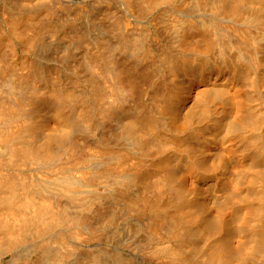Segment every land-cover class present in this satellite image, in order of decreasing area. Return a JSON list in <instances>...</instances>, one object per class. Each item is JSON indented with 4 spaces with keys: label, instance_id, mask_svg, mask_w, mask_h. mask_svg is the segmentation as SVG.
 <instances>
[{
    "label": "rangeland",
    "instance_id": "374dc122",
    "mask_svg": "<svg viewBox=\"0 0 264 264\" xmlns=\"http://www.w3.org/2000/svg\"><path fill=\"white\" fill-rule=\"evenodd\" d=\"M44 1H46V0H32V1L31 0L30 1L29 0H0V23L2 22V27L6 26L5 29L9 28L6 30H8V31L10 30L9 32L7 31V34L8 33L9 34L8 35L6 34L8 37L6 35H5L6 38L4 37L5 42L2 43V46H0V76L2 75V77H3V78L0 77V91H2V92L6 91L5 85H6L7 79L9 81L11 80L10 82H12V81H15L18 77H20V75H22V76L24 75V77L27 76V77H29V78L26 77L27 80L30 79L31 81H34L33 85H32L30 80H29L30 83H28V84L30 87L32 85L33 88H30V87H28V88L30 89V91H33L34 87H35V89L37 88L36 91L38 93H36V92L35 93L38 97H36V96L34 97L35 89L33 91V94L31 92H29L28 89H27V91L29 93L27 91H25L26 93L24 94V97L29 95L27 97H29L30 99L26 97L27 100L28 99L30 101L32 100V102H30L28 100L29 101V103L27 102L28 106H24V110H26V113H28L26 115V117L27 116L29 117V118L27 117V120H29V123L33 126V133L31 134L30 137H28L31 144L33 146L40 145L41 142H43L45 140V138H48L51 135L50 132L53 133V131L57 132L56 135L60 136V137H62V135H64V136L66 135V138L64 139V140H66V142H64V143L60 142L58 144L53 145L54 146L53 149L55 151L56 150L61 151V150L69 149V147L71 145L75 144V145L81 147V149L83 150V152L85 154H88V153L90 154L92 152H94V153L97 152V150H98L97 145H99V143L101 141L106 142V143L110 144L109 146H111V147L108 146L110 149L109 151H112V152H109L110 154L108 153V155L110 157H112V159L107 155L106 162L108 163L107 160L109 158H110L109 160L113 161V158L121 157V163H119L118 166H113L110 163L108 166L110 168H113L114 170H117V172H119L122 179L124 177L128 176L131 173L133 168L135 169L138 167V164L140 162L139 159L143 158L141 155L145 154V152L147 151L145 156L144 155L143 156L145 157L146 161L149 159L147 162L148 166H150L149 164H151V168L148 167V169H147V171L152 175L151 178L155 177L157 179H162L163 177L164 178L166 177V179H165L166 182H164L165 180L164 181L161 180L162 183H160L159 185H150V190L148 192L140 191L139 189L136 190V188H134L133 190L130 191L129 194H127V192H126L120 199L106 198L105 199L106 200L105 206L103 207L105 211L101 212V213H103V215L97 216V218L92 220V222H91L93 224L92 226L98 227V226L105 225L107 227L106 229H113V230L115 228L119 229L118 231L115 230V232L117 231V233L118 234L120 233V234L118 235L117 233H115V235L117 234V236H120L118 238L122 242L120 244L128 243V245H130V247H131V249H130L131 251L128 250V252L125 253L126 255L123 256L124 258H125V256H126V258H127V256H130V258L128 257V259H124L123 257H121V254L118 252L120 250L119 249L120 247L119 248L116 247L117 243H115L114 246L113 245L110 246V245L103 243L102 241L101 242L100 241L99 242L93 241V242H90L89 244H87V246L85 244H83L84 246L82 249L83 250L86 249L85 251H83L80 248L81 247L79 244L80 241L75 240V239H73V240L71 239L69 241L70 246L68 245L71 248V251L73 253L70 252V254H68V255L66 254L65 258L60 259L59 257H57L58 255L56 254L55 245L51 242L53 240V238L55 237L56 233H52L50 235L46 234L43 237H38V236H35L33 232H30L29 234L26 235V237H24L23 241L20 244H18V246L14 247V248L12 247L11 249L10 248L9 249L3 248L4 250L0 249V264H94V263L99 264V262H100L99 259L97 261H95L93 259L94 260V262H93L92 258L89 255H90V253L94 254V252H97L102 247L104 248L106 245L110 249H112L111 251H112L113 255L118 256V257H116L114 264H116V263H119V264H121V263L122 264H125V263L126 264L127 263H129V264H168L167 263L168 261H166V262L164 261L165 262L164 263L161 260H157V258H154L153 256H151L150 253H149V255L145 254V253H141L140 249H143L145 247L150 249L152 247V243H148L149 242V240H148V237H149L148 227L152 223L151 221H153L155 219H157L159 221V223H158V221L155 220L157 222L156 225L159 224L158 225V228L160 229V230H158V232L160 231L159 235H161L160 237L162 238V237H164V234H165V238L167 237L166 238V240H167L168 237L171 236L170 234L167 235L169 233L168 228L170 227L169 226L170 225L169 220L172 221L173 218H179V217L184 218V220L187 222V223L185 222V225L187 224L186 225L187 231L184 230L185 231L184 234L187 236L184 235L185 236L184 239L181 240L182 244H179V243H181L179 241L177 242L178 243L177 244L176 243L177 240L172 241L173 243L175 242L177 245H175V243L172 244L171 241H170V243L173 246L175 245V248H177V249H179L181 247L184 249V250L180 249V251L185 253L186 257H184V258L188 259L187 260L188 264H202V260H203V264H204V259L207 256H209L210 254H212V252H213L212 250H215L216 248L217 249L221 248L224 245L228 246L229 249L231 248L230 250H232L233 253L238 255L239 258H237V262H236L237 264H264V256H263L264 255L263 254L264 253V238L262 239V237H261V240L259 239V236H263V235H261V234H263V231L261 233V230H264V34L262 35V33H264L263 32L264 31L263 30L264 19L261 18V17L264 18V0H205V1L199 0L200 3L198 0H195V1L194 0H167V1L165 0L166 2L163 0H160L161 3L158 0V3H157L158 5L156 4V6L153 7V8H155L154 12H153V10H149V9L147 10L148 12H150L149 14L151 17L148 16L149 14L148 15L146 14L148 12L145 11L144 8H142L141 4H139V2L141 0H137V1L133 0V3L138 7V8L135 7V9H137V11L139 13L136 14L137 17L133 14L132 18H130L131 12H129L130 10H128L129 7L124 2L125 0H111V1L110 0H63V1H61V0H59V1L58 0H53V1L50 0L49 1L48 0L45 2V4H44ZM55 1L57 3H55ZM64 1H66V3H64ZM197 1H198L199 5H198ZM51 2H54V4ZM62 2L64 3L63 5H61ZM79 2H80V4H83L84 6H86V8L89 7L87 9H85V11H84L83 10L84 6L82 5V8H80V10L82 9L80 11V13L83 14L85 12L84 13L85 15L84 14L80 15V13L78 14L82 17L78 16L77 13L75 15L74 14L72 15V12H71L74 9H75V11H73L74 13L79 12L78 10H79L80 4H79V6H77V8L75 7ZM163 2L166 4H164ZM171 2H173V3H171ZM46 4H47V6L55 5V6H53V7H55V10L53 9L52 6H51L52 7L51 9H50V7L46 8L45 7ZM41 5H43L46 10H44L43 6H41ZM56 5L57 6L61 5L62 8L60 6H58L59 8L57 9ZM69 5H70V7H69ZM67 6H68V9H67ZM95 7L99 8V9H97ZM48 8H49V10H48ZM141 8L144 10L143 12H142ZM153 8H150V9H153ZM215 8H219L220 10L223 9V10H221V12L223 11V13H225L224 11H226L225 14L222 13V15L224 17L226 15L228 16V14H229L231 16V19H232L233 16L235 15L233 18L234 20H231L229 18L230 16L229 17L226 16L225 18L223 17L225 20L223 18H219L218 15H220L221 12H220V14H218L219 11H218V9H216V11H217L216 12L214 10ZM59 9H62L63 12H62V10L60 11ZM69 9H71V10H69ZM170 9H171V11H170ZM16 10L21 11V12H19L21 14H19ZM64 10H65V13H64ZM126 10L128 12H126ZM15 11L19 15L16 16ZM25 11H27V12L25 13ZM32 11L36 12V15L35 14L33 15ZM48 11H49V13H48ZM3 12H4V14H3ZM68 12L71 15L68 14ZM151 12H153V13H151ZM46 13H48V15ZM86 13H90V17L92 16L91 19L88 16V14H86ZM214 13L215 14L217 13V16H215ZM52 14H54L55 18L52 17ZM112 14H113V17H112ZM238 14H239V16H238ZM61 15H62V18L60 17ZM67 15H68V17H67ZM156 15L159 16L160 18L157 17ZM222 15H220V16H222ZM258 15H259V17H258ZM56 16H57V18H56ZM63 16L65 18H63ZM114 16L116 17L115 18L116 20L119 18L118 19L119 21H115V22L112 21V20H114ZM154 16H155V18L157 17L156 20H158V19H161V20L156 21L155 18L152 19ZM242 16H244V18H245V19L243 18L244 20L242 19ZM252 16H253V18H250ZM255 16L257 18H259L260 25H258L259 22H257V21H259V20L257 18L255 21H253ZM16 17L17 18L20 17L19 20H17ZM46 17H48V18L46 19ZM87 17H88V19H86ZM95 17H97V18H95ZM124 17H125V19H131L133 21V23L135 22L134 24H136V25L140 24L139 26L137 25V27H135V29H137V30L134 29L136 32L137 31L140 32V30L138 28H140L141 30H143L142 28H145L144 30L149 29L153 33H155V31L157 32L158 28L160 29L158 32L159 35H158V41H157L159 45L157 44V45H154V47H152L153 45L150 44L151 42L148 38H147V41H146V39L144 40L147 46H149V47L151 46L150 48L152 50V55L155 56L154 57L155 60L157 59L158 61L156 60L157 61V63H156V61L154 62V58L150 57L149 60L152 62L148 63V65L144 64L142 66L144 68L146 65V69L147 68L148 69L152 68V69L145 70V68H144L143 71L141 70L143 74L146 72L148 74L147 73L144 74V76L142 77L143 81H142V83H140V85L142 84L141 89L143 91L145 89L144 92H146L145 96H144V92H142V97L143 98L146 97V98H144V99L142 98L140 101H143V105H144L145 109H147V108L152 109V108H154V106L156 107V104H154V103L155 102L157 103V101H155L153 99V97L155 99L156 98L159 99L160 104L157 103V106L160 107L161 111L163 110V113L167 117H169L168 120H169V124L171 126V129L176 134V135L172 134L173 136L172 135L166 136L165 134H163L162 133L163 130L161 131L162 127H161V125L158 127L159 122L157 121L158 124L157 123L156 124H157L158 130H156V132L158 131L157 132L158 134L156 136L154 133L155 131L152 132V134H154L153 136L155 137V138L153 137V139H151L152 136H150V134H149V136H150L149 139H151V140L148 141V139H147L148 143H147V145L144 146V149H142V150H144L143 152H142V150L133 146V143L135 141L139 142L140 139L137 135L131 134L132 131L130 130V123L136 122L135 117H138L137 113L139 111H137L136 114L134 113L135 116H134V114H131V115L126 114V116L121 115V117L119 115L117 117L115 116V118L113 120H108V121L105 120V121H107L105 123H102L100 118L97 117V115H96V118L94 116V119L89 121V123H86L82 119H80V121H75V117L79 118L78 117L79 110L81 113L83 111L82 108L87 106V104L83 107V105L81 106V103H79V102L75 103L74 102L76 104V105L74 104V109L77 108L79 110H78V112L75 111V113H72L71 111H69V109H71V108H69L70 105L68 103H66L64 106H67L68 108L65 107L66 110H64L65 108L62 110V108L64 106L63 107L61 106L60 110H62L61 112L64 111L63 113L67 114L68 117L65 120L60 121V119L57 118V117H59L58 115L61 114V112H59L60 110L58 111V114L56 113L57 115L53 111L54 106L56 105L55 101H57V97L54 98L53 95H51L52 97L48 95L50 97V100L52 99V102H51L48 99L49 97H47V99H46L44 93L42 94V92L48 88L49 89L46 92H49L50 90L54 91L55 90L54 87L56 88V86H57L58 90L60 89L59 87L64 86L66 90L63 87L64 91H62V92L65 94H68V92L71 89H72V91H74V92L70 91L72 95L75 93V91H78L80 95H81L80 92H82V94L84 92H87V90L90 92V90L92 88L91 83L94 81V75L93 76L91 75L92 72L90 69H89L90 71L87 72V70H88L87 68H89L88 67L89 63L86 62L85 58L88 57L90 59L87 58V60L92 61V60H95L94 57L98 56L97 59L99 60L101 58L99 61H101V62L103 61L101 63L102 66L105 65V67H103V69L106 68V64H108L110 62V59H109V57L111 55L110 50H112V48L114 49L116 41H117V43L121 42L123 39L124 40L126 39V41H127V39L131 38V36L132 37L135 36L136 32H134V34H132L134 30H132V31L129 30V32L127 31L128 33H126L123 36L122 35L123 33H121V31L117 28V25L119 23H122L123 21H125ZM135 17H136V20H133V18L135 19ZM171 17H172V20H171ZM51 18L54 20L55 23L53 21H51L52 20ZM58 18H59V21H62L63 19H65V20H63V22H61V24L67 23L66 18H67V21L68 20L70 21V19H74V18L76 20L78 18V19H80L78 21H80L81 24L79 22H77V27L75 29L76 32H75V30L71 31L70 29L69 30L67 29V26H65V24H64V26H62L60 24V22L58 21ZM81 18L84 21H81L82 20ZM144 18H145L146 22L144 21ZM246 18H248L247 20L250 19L251 22H253V24L251 22H249L250 20L247 21ZM85 19L89 20V22L90 21L91 22L89 23V22L85 21ZM173 19H174V21H173ZM209 19H211V20H209ZM220 19H221V21H220ZM93 20L100 21V23L95 22ZM176 20H177V22H176ZM216 20L218 22L220 21L221 23L220 22L216 23L217 22ZM261 20H262V22H261ZM3 21L6 22L5 23L6 25L3 24ZM92 21L95 22V24L93 23L94 25H91ZM148 21H152V22L149 23ZM154 21H156L157 23ZM166 21L170 25L167 24ZM179 21L181 23H179ZM241 21H243V22L241 23ZM103 22H105L106 24L108 23L107 25L109 28L106 26L105 29H104V27L100 29V27L103 25ZM153 22L156 25H153L152 24ZM159 22L165 23V26L162 25L163 23L159 24ZM174 22L176 24H173ZM185 22L187 24H185ZM207 22H209V23L211 22V23L209 24ZM238 22H240V25L237 24ZM83 23L84 24L86 23L85 24L86 29L83 27L82 28L83 30H82L81 27L85 26ZM87 23H89L90 25ZM112 23L115 25H113ZM254 23H256V24H254ZM261 23H262V26H261ZM59 24L62 27L59 26L60 27L59 28L57 26ZM78 24L80 25L79 28H78ZM111 24H112V26L110 27L109 25H111ZM157 24L159 27L157 26ZM171 24H173V26H175V27H173ZM191 24H193V25H191ZM7 25H8V27H7ZM87 25L89 26V29H88ZM96 25L100 26V27L96 28L97 27ZM216 25L219 26V28H221V29H227L228 28L227 26H229V29L230 28H238L242 32H244V31L247 32V30H249L248 32L251 33V31H252V34L257 33L258 35L257 34L256 35H257L258 39L262 35V37H260V39L257 40L259 45L257 43L256 48H258V49H256V50H258V51H256V53L258 55V52H259V55L257 56V58L255 56V62L251 64L252 61L250 62V60H248L250 58H248V59H247V57L244 58L245 56L239 57L240 54H239V56H237L239 51L237 52V49H235L234 47L230 48L233 50L229 49V52H228V48H225V51H224L223 48L221 46H219L220 45L219 42L221 41V39H218V37L221 38V36H222V35L220 36V34H221L220 30L218 31L220 34L219 33L215 34V32H217V29L216 28L214 29V26H216ZM55 26H57L59 29H56L57 27H55ZM113 26L116 28H114ZM162 26H163V28H162ZM181 26H182V28H181ZM191 26H192V28L194 27L195 29L196 28L197 29L195 30L193 28L194 32L189 33L188 29L191 28ZM258 26H260V27H258ZM2 27L0 26L1 29H2ZM156 27H158V28H156ZM176 27L181 31H179ZM184 27L186 28V30ZM187 27H189V28H187ZM261 27H263V28H261ZM95 28L97 29V31H95L96 30ZM106 28L109 30H107ZM110 28H113V30ZM172 28H174V29H172ZM204 28H205V31H204ZM1 29H0V31H1ZM60 29L62 30V34H61ZM64 29H66L67 31H65ZM79 29H81V30H79ZM93 29H95V30H93ZM168 29H170V30H168ZM171 29H172V31H171ZM209 29H210V31H207ZM63 30H64V32H63ZM84 30H85V33H87L85 36H83L84 33L82 34V31H84ZM89 30H91V32L93 31L94 33H92V34L89 33L90 34L89 35L88 34V32H90ZM100 30H102V31L107 30V31H103V32L101 31L102 32L101 33V32H99ZM166 30H168V31H166ZM173 30L174 31L177 30V31H175V33H174ZM184 30L186 31V34L183 37V39L185 38V40L188 43L183 44V42L185 40H182L181 35H182V32ZM255 30H256V32H255ZM260 30H262V31H260ZM77 31L78 32L80 31V32L78 33ZM112 31H115V32L112 33ZM54 32H55V34H54ZM72 32L77 33L76 34L77 37ZM97 32L101 33L102 36L104 35L103 34L104 32H106V33L110 32V33H108L107 35L105 33L104 36L106 38L108 37L106 39L104 36L101 37L100 34H98V36H97ZM138 32L136 33V35L140 34ZM165 32H167V33H165ZM177 32L178 33L180 32V34H178ZM148 33H147V35H148ZM164 33H165V35H164ZM48 34L49 35L51 34V35L49 36ZM53 34L55 35V38L52 37ZM57 34H58V36H57ZM94 34L96 35L98 40L100 39L99 41L96 39V41L99 43H97L95 41V39H93V37L95 36ZM129 34L131 36H129ZM160 34H161V36L163 35L162 38H161ZM190 34H191V36H190ZM204 34H206V35L202 38V36ZM210 34H213V35H210ZM218 34H219V36H218ZM62 35H64V36L62 37ZM71 35L74 38H71ZM87 35L91 36V40L88 39L90 37H88ZM126 35L129 37L126 38L127 37ZM175 35L177 37H175ZM186 35H188L189 41H188ZM198 35H199V37H198ZM215 35H217V36L212 38V36H215ZM59 36H60V38H59ZM79 36H81V37H79ZM179 36H181L180 37L181 42L177 41ZM96 37H94V38H96ZM99 37H101V38H99ZM65 38H69V39H65ZM103 38H104V40H103ZM114 38H116V39H114ZM159 38L161 40H159ZM180 38L178 40H180ZM204 38H205L206 42L204 41ZM85 39H87V40L85 41ZM92 39H93V42L98 44L96 47H95V45H96L95 43L93 45ZM105 39H106V41L110 40L109 43L112 42L114 46H112V43H110L111 44V47H110L109 43L108 42L106 43ZM156 40H154L155 43H157ZM230 40H231V42H235L236 36H235L234 41H232L233 39H230ZM90 41H91V43H90ZM154 41H152V42H154ZM62 43H64L65 45L66 44L69 45V46H65V47H67V49L62 45ZM71 43H73V44H71ZM101 43H102V45H100ZM218 43H219V45H218ZM70 44H71V46L73 45L72 48L75 47L74 50L72 48H70ZM105 44L108 45V48H107V46H105ZM185 44H186V46H185ZM209 44H211V45H209ZM36 45H37V47H36ZM116 45H118V44H116ZM160 45L162 47H160ZM61 46H62V48H61ZM99 46H101V47H99ZM182 46H183V48H182ZM103 47H105V49ZM123 47L126 48V46H123ZM123 47H121V48L124 49ZM62 49H64V50L66 49V51H64ZM234 49L236 50L237 53L235 52ZM115 51H117V50H115ZM111 52L113 53V51H111ZM119 52L120 51H117L116 52L117 54H114V53L113 54L115 56L117 55V57H119L121 59V56L125 53H123V52L119 53ZM225 52L232 54V55L228 56V54L226 53V56L228 59L232 60L234 65L237 66V70L236 69H234V70L233 69H226L227 73H225L226 70H224V71L222 70L220 73L218 72V74L215 73V74L208 76L209 75V69L211 67V63H212V65L218 64L220 62V60L222 59L221 55L222 54L225 55L224 54ZM45 53L47 54L48 57H46ZM205 54L207 55V57H203ZM49 55L51 56V58L52 57L53 58L52 59L49 58ZM64 55L67 56V59L69 57V60H71V58L73 56H75V58L73 57V59L70 61V63H71L70 64L69 60H67V59L63 62L64 59L62 60L61 57L66 58ZM128 55L130 56V54L126 53L123 56H124V58H126V56H127V58L129 60L128 59L125 60L122 57L121 60H123V61L121 63H124V61L125 62L132 61V62H129V64L132 63V66H130L131 64L129 65L128 62H127V64L124 63V65H128V66H125V67H127L128 70H132L134 68L133 65L136 63V60H135L136 57H129ZM182 55H183V57L181 58ZM70 56H72V57H70ZM90 56L93 58H91ZM131 56H133V55H131ZM208 56L211 59L208 58ZM103 58H104V60H102ZM203 58H204L205 62H203L204 61V60H202ZM233 58H234V60H233ZM240 58H242V59H240ZM54 59L60 60L59 66H57L59 63L57 64L54 61ZM176 59H177V63L181 62V63H178L177 65L180 64L181 66L180 65L178 67L176 66V68L174 67V69H173L171 67L172 64L170 65L169 63L175 62ZM180 59L183 61H181ZM50 60H52V62ZM73 60L75 62H73ZM106 60H108V61H106ZM171 60H173V62ZM184 61H186L187 63L185 62L183 65ZM213 61H215L216 63ZM62 62L64 63L63 65H62ZM85 62L87 64V67H86ZM106 62H108V63H106ZM55 63H56V67H55V65H53ZM65 63L67 65H65ZM167 63L169 64L170 67L167 66L168 65ZM205 63H207V64L205 65ZM72 64H74V66H72ZM152 64H154V65H152ZM186 64H188L189 67ZM208 64H210V67H208L209 66ZM68 65H71V66H68ZM47 66H48V69H51L53 67L56 68L55 71H54V68L52 69V73H53L52 79L57 85L56 84L53 85L52 79H50L51 81L50 80L47 81V79L44 80L45 79L44 78L45 77L44 70L47 68ZM107 66L110 68L111 64L109 63ZM154 66H155V68H154ZM203 66L205 68H203ZM65 67H67V68H65ZM73 67H75V70L73 69V71H72ZM85 67H86V70H85ZM129 67H131V68L129 69ZM180 67H182L183 70H185L186 72H184ZM185 67H187V69ZM207 67L209 68L208 70L206 69ZM42 68H43V72L41 74L40 72L42 71ZM58 68H61V69L58 70ZM69 68L71 69V71ZM163 68L165 71L163 70ZM179 68H180L181 72L179 71ZM63 69H66V70H63ZM170 69L172 70L171 72H170ZM56 70L59 74L55 73ZM61 70H63V71H61ZM144 70H145V72H144ZM177 70L179 72H177ZM64 71H66V72H64ZM166 71H168V72H166ZM237 71H239V72H237ZM2 72H4V73H2ZM35 72H37V73L35 74ZM60 72H64V73H62V75H61ZM90 72H91V74H90ZM222 72L224 74L219 75ZM69 73L70 74L73 73V74H71V76H69ZM150 73H152V74H150ZM228 73L230 75H228ZM233 73H235L237 75H235ZM153 74H155V76ZM166 74H169L168 75L169 78L167 77ZM231 74H233V75H231ZM17 75H19V76L17 77ZM40 75H42L44 77H42V76L40 77ZM146 75H149L150 78L152 77L151 82L149 81L150 78H148V76H146ZM227 75H228V78L231 80L229 83H227V85L218 86L219 88L217 89L216 92L211 93V95L206 94V95H208V97L205 94H201V95L198 94V92L200 93V92L204 91V84L206 83L205 79H207L206 77H208V79H210L208 81V83L211 82L210 84H214L216 82V80H218L219 76L222 77L220 79L219 83H223L224 80L227 79ZM66 76L69 80L66 78ZM83 76L87 80H90V78H91V80L90 81H87L86 79L84 80ZM13 77L16 79H14ZM56 77L59 78V79L57 78L58 81H60L61 83L63 82L62 83L63 85H60L61 83L59 84L57 79L55 81L54 78H56ZM63 77H65V78L63 79ZM71 77L73 78L72 80H71ZM87 77H89V79ZM34 78H36V79H34ZM92 78H93V80H92ZM62 79H63V81H62ZM79 79L82 81H78ZM146 79H147V82H146ZM42 80H44L45 82L47 81V82L44 83ZM84 81H86V82H84ZM48 82L50 84H48ZM143 82L146 84H144ZM148 82H149V84L151 83L152 86H151V84L148 85ZM4 83H5V85H4ZM43 83H44V85L45 84L46 85L43 86ZM84 83H85V85H84ZM86 83L88 86L86 85ZM235 83H237V84H235ZM89 84H90V86H89ZM195 84H197L199 86L194 91L195 92L194 97L198 94L197 98L199 100L201 107L196 109L193 117L189 118V117H184L182 115H180V116L176 115L175 116V115L171 114L172 112H170L169 109L164 111L165 104L163 102L165 100H168L167 98H170L169 97L171 95L170 93H173L172 90H174V91L178 90L180 92V91H183L186 87H189L192 85L194 87ZM65 85H67L68 87ZM163 85H164V87H163ZM172 85L174 88L172 87ZM69 86H71V87H69ZM85 86H86V88L90 87V89L86 90V88H84ZM169 86L172 87L173 89L169 88ZM153 87L157 88V90L155 88L153 90ZM166 87H168L169 90L166 91V89H168ZM63 89L61 88L60 90H63ZM160 89H162L163 92L171 91V92H168L170 95L168 93H166L167 95L164 93L165 95L162 96L163 93H162V90H160ZM41 90H42V92H41ZM58 90H55V92L60 91V90L59 91ZM78 92H76V93L78 94ZM76 93H75V96H78L79 94L77 95ZM41 94L43 95V97L46 100H49L48 101L49 103L44 101L43 97L42 98H43L44 102L41 100L42 99L40 97V96H42ZM80 95L78 97H80ZM86 95L87 96L89 95L88 92L81 95V96H82V98H84V96L86 98L87 97ZM158 95H161L162 97H160ZM34 98L35 99L37 98L40 101L36 99L37 102H34L35 101ZM53 98H54V100H53ZM162 98H163V100H162ZM170 99H172V98H170ZM228 99H230V101H232L233 103L230 102ZM234 100H235V102H234ZM11 102L20 104V102L18 100L14 101V99H11ZM228 102H229V104H228ZM235 103H239V104L241 103L243 105V107L240 108V110H238L239 104H235ZM51 104L52 105L54 104V105L52 106ZM50 105L52 108L50 107ZM146 105H147V108H146ZM152 105H154V106H152ZM80 107H81V109H80ZM77 109H75V110H77ZM148 109H147V111H150ZM72 111H73V109H72ZM145 113H146V111H145ZM138 114H140V112ZM175 117H176V119H175ZM238 117L242 118L243 121H237L236 118H238ZM133 119H134V121H133ZM27 120L25 119L26 122H27ZM147 125H149V124H147ZM140 128L139 129L137 128V129L142 130L143 132L142 131L138 132L137 130H135V131H137L136 134L139 133L142 136H147L146 131H148V130H146V129H148V128L144 127L145 132H144L142 127H140ZM194 131L198 135H195ZM148 133H149V131H148ZM53 134L55 135V133H53ZM168 136L170 137L171 141H169L170 139ZM195 136H197V137H195ZM144 138H146V137H144ZM172 138H173V140H172ZM214 140H215V142L213 143L212 141H214ZM145 148L147 150H145ZM146 157H147V159H146ZM0 162H1V159H0ZM94 164H95V166L93 165L94 168L100 166L97 163H94ZM24 169L25 168H23V171H22V172H24L23 173L24 177H27V175H28V177H30L33 174L30 168H28L29 170H27V169L24 170ZM157 169H159V170H157ZM11 172H12V174H19L18 169H16V168H12ZM27 172L28 173L31 172V173L27 174ZM35 172H38V171L35 170L34 173ZM78 172H81V171H78ZM0 176H1V174H0ZM158 176H159V178H158ZM151 178H150V181H152ZM155 178H153V181L156 182L157 179L154 180ZM177 184L178 185L182 184L185 193L183 196L180 197L181 198L180 203H178V205H176L175 207L171 208V211H165V212L156 211L153 214L151 213V215L154 216L153 218H151V215L149 213L150 211H146V212L141 211L142 215H140L141 214L140 211L139 212L138 211H129V209H132L130 204H132L134 201L137 202L138 199L141 198L143 195L147 196V199L149 198L153 202H155L158 197L160 198V196L165 197V200L169 201L168 203H170L172 201H173V203L178 202L177 201L178 199L174 198V195H173L174 193L171 192L174 189L173 186H176ZM169 198H171V199L169 200ZM65 202H66V200L63 201V203H65ZM5 212L6 211H4V212L0 211V219L2 220L3 223L9 222V221L12 223L11 220H13V218H14V217H12V216H14V213L12 215V213H9V212L5 213ZM69 212L74 213L76 211H74V209H72ZM158 212H162V213L159 214ZM143 213L144 214L146 213V214L143 215ZM156 213L160 216L159 218H157L158 216ZM155 214L157 217H155ZM164 217H166V218H164ZM168 217H170V218L173 217V218L170 219ZM103 218H104V221L108 220L109 223H108V221H106V223H107L106 224L103 221V224L99 225V223L102 222ZM100 219H102V220H100ZM163 219H165V220L169 219V220L168 221L166 220L164 222ZM155 221H153V223H155ZM160 222H162L163 225L166 224L167 222L168 223L164 226L162 225L160 228V225L162 224V223L160 224ZM108 224H110V225H108ZM172 224H173V221L171 222V227L173 228ZM167 225H168V227H167ZM171 230H170V232H171ZM256 236H258V237H256ZM76 241H78V243ZM183 244H185V245H183ZM172 245H170V246H172ZM257 245H259V247ZM218 246H220V247H218ZM255 247H258L260 249V251H259V249L256 250ZM254 249L257 252H254ZM73 250H75V251H73ZM78 250H80V251H78ZM114 252L115 253L117 252V254H114ZM208 252H209V254H208ZM81 253L84 254L83 258L85 257L87 259L86 261L84 260L85 258L84 259L82 258ZM86 253H88V254H86ZM85 254H86V256H85ZM97 255H98V253H97ZM205 255H206V257H204ZM119 257H121L123 259V262H122V259ZM202 257H203V259H202ZM117 261H120V262H117ZM104 263H105V260H104ZM100 264H103V261H101Z\"/></svg>",
    "mask_w": 264,
    "mask_h": 264
},
{
    "label": "bare ground",
    "instance_id": "6f19581e",
    "mask_svg": "<svg viewBox=\"0 0 264 264\" xmlns=\"http://www.w3.org/2000/svg\"><path fill=\"white\" fill-rule=\"evenodd\" d=\"M30 1V0H29ZM32 1V0H31ZM46 1H48V0H46ZM46 1H44V4H45V2ZM50 1V0H49ZM53 1V0H52ZM59 1V0H58ZM61 1H63V0H61ZM111 1V0H110ZM109 1V2H110ZM137 1V0H136ZM163 1H165V0H163ZM167 1V0H166ZM165 1V2H166ZM195 1V0H194ZM199 1V0H198ZM198 1H197V3H198ZM201 1H205V0H201ZM106 2V1H105ZM127 5H128V7L130 8H128V10H130L129 12H131L130 14H131V17L130 18H132V16H133V14L136 16V14H138L139 12L137 11V9H135V7H137L134 3H133V0H125L124 1ZM141 2V3H140ZM139 2V4H141L142 5V8H144V10L145 11H147L148 9L149 10H153V12H154V9L155 8H153L154 6H156V4L158 3V0H141ZM159 2L161 3V1L159 0ZM230 2V1H229ZM51 3H53L54 4V2H51ZM55 3H57L56 1H55ZM61 3V2H60ZM64 3H66V1H64ZM63 2H62V4L61 5H63L64 4ZM100 3V2H99ZM98 3V4H99ZM113 3V2H112ZM159 3V4H160ZM164 3V2H163ZM171 3H173V2H171ZM199 3H200V1H199ZM199 3H198V5H199ZM43 4V3H42ZM68 4V3H67ZM70 4V3H69ZM75 4V3H74ZM79 4H80V2L75 6L76 8H77V6H79ZM97 4V5H98ZM105 4V3H104ZM164 4H166V3H164ZM163 4V5H164ZM49 5V4H48ZM61 5H58V6H60L61 8H62V6ZM82 5L83 4H80V6H79V12H73V11H75V9L73 10V11H71L72 12V15L74 14H76L77 13V15L80 13V11L82 10H80V8H82ZM93 5V4H92ZM96 5V4H95ZM138 5V4H137ZM158 5V4H157ZM196 5V4H195ZM41 6H43V5H41ZM52 6V5H51ZM50 5L49 6H47V4H46V8L47 7H50V9L53 7V6H55V5H53L52 7H51ZM57 6V5H56ZM57 6V9L59 8ZM84 6V5H83ZM105 6V5H104ZM201 6V5H200ZM69 7H70V5H69ZM72 7V6H71ZM94 7V6H93ZM7 8V7H6ZM5 8V9H6ZM11 8V7H10ZM9 8V9H10ZM43 8H44V6H43ZM87 8H89V7H87ZM86 8V6H84V8H83V10L85 11V9H87ZM95 8H97V7H95ZM105 8V7H104ZM138 8V7H137ZM141 8V9H142ZM150 8H153V9H150ZM171 8V7H170ZM3 9V8H2ZM53 9L55 10V7H53ZM56 9V10H57ZM67 9H68V6H67ZM72 9V8H71ZM71 9H69V10H71ZM91 9V8H90ZM94 9V8H93ZM97 9H99V8H97ZM103 9V8H102ZM109 9V8H108ZM158 9V8H157ZM216 9H218V11H219V13L218 14H220V12H221V10H223V9H219V8H215L214 10L216 11ZM4 10V9H3ZM12 10V9H11ZM44 10H46L45 8H44ZM43 10V11H44ZM48 10H49V8H48ZM60 11L62 10V9H59ZM143 9H142V12L144 11ZM5 11V10H4ZM17 11V10H16ZM15 11V12H16ZM35 11V10H34ZM59 11V12H60ZM67 11V10H66ZM99 11V10H98ZM170 11H171V9H170ZM10 12V11H9ZM18 13L19 12H21V11H17ZM17 12H16V16L17 15H19V14H21V13H19V14H17ZM24 12V11H23ZM27 11H25V13H26ZM33 12V11H32ZM42 12V11H41ZM46 12V11H45ZM44 12V13H45ZM51 12V11H50ZM62 12H63V10H62ZM83 12V11H82ZM87 12V11H86ZM93 12V11H92ZM126 12H128L127 10H126ZM148 12V11H147ZM153 12H151V13H153ZM214 12V11H213ZM217 12V11H216ZM225 13H226V11H224ZM239 12V11H238ZM237 12V13H238ZM2 13V12H1ZM48 13H49V11H48ZM48 13H46L47 15H48ZM64 13H65V10H64ZM67 13V12H66ZM85 13V12H84ZM83 13V14H84ZM141 13V12H140ZM150 12H148V13H146L147 15L149 14ZM222 13H223V11L221 12V14L220 15H222ZM225 13H223V14H225ZM3 14H4V12H3ZM11 14V13H10ZM15 14V13H14ZM36 15V12H33V15ZM45 14V15H46ZM62 14V13H61ZM68 14H70L69 12H68ZM82 13H80V15H81ZM82 14V15H83ZM86 14H88V16L90 17V13H86ZM127 14V13H126ZM145 14V15H146ZM215 14V13H214ZM228 14V13H227ZM240 14V13H239ZM239 14H238V16H239ZM13 15V14H12ZM44 15V16H45ZM46 15V16H47ZM63 15V14H62ZM62 15L60 16L61 18H62ZM71 15V14H70ZM76 15V16H77ZM80 15H78V16H80ZM85 15V14H84ZM152 15V14H151ZM173 15V14H172ZM220 15H218L219 16V18H223L224 16L222 15V16H220ZM241 15V14H240ZM243 15V14H242ZM50 16V15H49ZM65 16V15H64ZM63 16V18H65ZM98 16V15H97ZM139 16V15H138ZM148 16H150V14L148 15ZM157 16V15H156ZM214 16V15H213ZM215 16H217V13L215 14ZM227 16V15H226ZM225 16V17H226ZM230 15L228 14V16L227 17H229ZM235 16V15H234ZM234 16H233V18H234ZM237 16V17H238ZM36 17V16H35ZM52 17H54V14H52ZM67 17H68V15H67ZM73 17V16H72ZM80 17H82V16H80ZM79 17V18H80ZM92 17V16H91ZM91 17H90V19H91ZM112 17H113V14H112ZM127 17V16H126ZM137 17V16H136ZM136 17H135V19L133 18V20H136ZM147 17V16H146ZM151 17V16H150ZM157 17H159V16H157ZM156 17V18H157ZM163 17V16H162ZM224 17V18H225ZM236 17V18H237ZM258 17H259V15H258ZM17 18V17H16ZM20 18V17H19ZM19 18H17V20H19ZM48 17H46V19H47ZM55 18V17H54ZM56 18H57V16H56ZM76 18V17H75ZM75 18L74 19H70V21L68 20L67 21V18H66V24L65 23H62L61 24V22H63V20H65V19H63L62 21H59V18H58V21L60 22V24L62 25V26H64V24H65V26H67V29L69 30H71V31H73V30H75L76 29V27H77V22H79L80 24H81V22L80 21H78V20H80V19H76L75 20ZM94 18V17H93ZM95 18H97V17H95ZM116 17L114 16V20H112V21H119L118 19L116 20L115 19ZM128 18V17H127ZM155 18V16L152 18V19H154ZM156 18H155V20H156ZM160 18V17H159ZM165 18V17H164ZM215 18V17H214ZM218 18V19H219ZM223 18V19H224ZM230 19H231V16L229 17ZM231 19V20H234V19ZM244 18V16H242V19ZM250 18H253V16L252 17H250ZM256 16L254 17V20L253 21H255L256 20ZM262 19H264L263 17H261ZM260 18V19H261ZM52 19V18H51ZM69 19V18H68ZM82 19V18H81ZM86 19H88V17L86 18ZM85 19V21H87V22H89V20H86ZM121 19V18H120ZM123 19V18H122ZM187 19V18H186ZM192 19V18H191ZM216 19V18H215ZM214 19V20H215ZM217 19V20H218ZM222 19V20H223ZM227 19V18H226ZM245 19V18H244ZM243 19V20H244ZM248 18H246V20H247ZM258 20H259V18H257ZM98 20V19H97ZM124 20L125 21H123L122 23H119L118 25H117V28L121 31V33H123L122 35L124 36L126 33H128L129 32V30L130 31H132V30H134L135 29V27H137V25L139 26L140 24H134L133 23V21L131 20V19H125V17H124ZM158 20H161V19H158ZM158 20H156V21H158ZM171 20H172V17H171ZM178 20V19H177ZM177 20H176V22H177ZM190 20V19H189ZM193 20V19H192ZM209 20H211V19H209ZM216 20V21H217ZM225 20V19H224ZM236 20V19H235ZM250 20V19H249ZM249 20H247V21H249ZM51 21H53L54 22V20L52 19ZM57 21V22H58ZM81 21H84L83 19L81 20ZM93 21H95V20H93ZM92 21V23H91V25H94L95 24V22H99L100 23V21H95V22H93ZM138 21V20H137ZM144 21H145V18H144ZM153 21V20H152ZM152 21H148L149 23L150 22H152ZM156 21H154V22H156ZM168 21V20H167ZM166 21V23L167 24H169L168 22ZM173 21H174V19H173ZM220 21H221V19H220ZM219 21V22H220ZM240 21V20H239ZM91 22V21H90ZM89 22V23H90ZM111 22V21H110ZM109 22V23H110ZM113 22V23H114ZM143 22V21H142ZM146 22V21H145ZM147 22V23H148ZM154 22L152 23L153 25H156V24H154ZM187 22V21H186ZM185 22V24H187ZM218 21L216 22V23H219ZM227 22V21H226ZM230 22V21H229ZM235 22V21H234ZM233 22V23H234ZM243 21H241V23H242ZM249 22H251V20L249 21ZM257 22H259L258 23V25H260V20L259 21H257ZM261 22H262V20H261ZM264 22V21H263ZM6 22H4L3 21V24H5ZM55 23V22H54ZM89 23H87V24H89ZM94 23V24H93ZM102 23V22H101ZM105 22H103V25L100 27V26H97L96 28H99L100 27V29L101 28H103L104 27V29H105V27L107 26L108 27V23L105 25L104 24ZM112 23V24H113ZM157 23V22H156ZM160 23H163V22H159V24ZM179 23H181L180 21H179ZM207 23H209V22H207ZM211 23V22H210ZM209 23V24H210ZM221 23V22H220ZM223 23V22H222ZM236 23V22H235ZM252 24H253V22H251ZM1 25V27H2V22L0 23ZM60 24L59 25H57L58 27L60 26ZM84 24V23H83ZM82 24V25H83ZM86 24V23H85ZM84 24V25H85ZM98 24V23H97ZM112 24L111 25H109L110 27L112 26ZM143 24V23H142ZM173 24H176L175 22L173 23ZM173 24H171L172 26H173ZM237 24H239L240 25V22H238ZM250 24V23H249ZM254 24H256V23H254ZM264 24V23H263ZM6 25V24H5ZM56 25V24H55ZM81 25V26H82ZM90 25V24H89ZM99 25V24H98ZM105 25V26H104ZM113 25H115V24H113ZM162 25H164L165 26V23H163ZM170 25V24H169ZM191 25H193V24H191ZM206 25V24H205ZM221 25V24H220ZM238 25V26H239ZM57 26H55V27H57ZM62 26H60V27H62ZM79 24H78V28H79ZM88 26V25H87ZM143 26V25H142ZM152 26V25H151ZM157 26H158V24H157ZM168 26V25H167ZM189 26V25H188ZM195 26V25H194ZM203 26V25H202ZM209 26V25H208ZM246 26V25H245ZM248 26V25H247ZM250 26V25H249ZM261 26H262V23H261ZM6 27V26H5ZM5 27H2V29H1V33H0V46H2V43H4L5 41V39H4V37H5V35L7 34V31L8 30H6V29H9V28H6L5 29ZM7 27H8V25H7ZM54 27V28H55ZM56 28V29H59V28ZM85 28L86 27V25L85 26H82L81 27V29L82 28ZM92 27V26H91ZM90 27V28H91ZM95 27V26H94ZM114 27V26H113ZM159 27V26H158ZM158 27H156V28H158ZM173 27H175V26H173ZM190 27V26H189ZM189 27H187V28H189ZM205 27V26H204ZM207 27V26H206ZM224 27V26H223ZM228 28L227 29H221V28H219V26H214V29L216 28L217 29V32H215V34L216 33H219L218 31L220 30V32H221V34H220V36H221V38H219L218 37V39H221V41L219 42L220 43V45H219V43H218V45L219 46H221L222 48H223V50L225 51V48H228V52H229V49L230 48H235V49H237V52H238V54H237V56H239V54H240V56L239 57H241V56H245L244 58H246L247 57V59L248 58H250V59H248V60H250V62H251V64L252 63H254L255 62V56H256V58H257V56L259 55V52H258V55H257V53H256V51H258V50H256V49H258V48H256V45H257V40H259L260 39V37H262V35L264 34V33H262V35L259 37V39L257 38V35L255 34V33H253L252 34V31H251V33L250 32H248L249 30H247V32H242L241 30H239L238 28H230L229 29V26H227ZM258 27H260V26H258ZM264 27V26H263ZM263 27H261V28H263ZM95 28V29H96ZM109 28V27H108ZM114 28H116V27H114ZM162 28H163V26H162ZM166 28V27H165ZM177 28V27H176ZM175 28V29H176ZM181 28H182V26H181ZM185 28V27H184ZM194 28V27H193ZM193 28H192V26H191V28H189L188 29V31H189V33L190 32H194V30H193ZM209 28V27H208ZM225 28V27H224ZM256 28V27H255ZM11 29V28H10ZM81 29H79V30H81ZM86 29V28H85ZM88 29H89V26H88ZM95 29H93V30H95ZM107 29V28H106ZM110 29H112L113 30V28H110ZM139 30H140V32H138V33H140V34H137L136 35V31L135 30H137V29H135L134 31H133V33L132 34H134V32H136L135 33V36L134 37H132L130 34H129V36H131V38H128L129 36H127L126 38H128L127 39V41H126V39L124 40H120L121 42H119V43H117V41H116V44H118V45H116L115 43V47H114V49L112 48V50H110V53H111V55H110V57H109V59H110V64H111V66H110V68L107 66L109 63L108 62H106V63H108V64H106V68H104L103 69V67H105V65L104 66H102V62L101 61H99L98 59H97V57H94L93 55V57H94V59L95 60H90V61H88L87 60V58L88 57H86L85 58V60H86V62L87 63H89V65H88V67L89 68H87L88 70H87V72H89L90 70H91V72H92V74H91V72H90V74L93 76L94 75V81L91 83V86H92V88H91V90H90V92L87 90V89H90V87L88 88H86V86L84 87V88H86V90H87V92H88V96L85 98V96H84V98H82V96L81 95H83V94H85V93H87V92H84L83 94H82V92H80L81 93V95L79 94V92L78 91H75V93L76 92H78V94L80 95V97H78V96H75V93L72 95L71 94V92L70 91H72V89L68 92V94H65V93H63L62 91H64V89H65V87H64V89H63V87H59L60 89L62 88L63 90H58L57 89V86H56V88L54 87V89L55 90H58L59 92H55V90L54 91H52V90H50L49 92H46V91H48V89H46V90H44L43 92H42V90H41V92H42V94L44 93V95H45V97H46V99H47V97H49V96H51V95H53V97L54 98H56L57 97V101H55L56 102V105L54 106V113L56 114H58V111L61 109L60 107L62 106H64L66 103H68L69 105H70V107L69 108H71V109H69V111H71L72 113H75V111H77L78 112V110L79 109H77V108H75V109H77V110H75L74 109V104L75 103H81V106L83 105V107L87 104V106H85L84 108H82L83 109V111L80 113V110H79V114H78V117L79 118H77V117H75V121H80V119H82V120H84V122H86V123H89V121H91L92 119H94V116H95V118H96V115H97V117H99L100 118V120H101V122L102 123H105V122H107L108 120H113L114 118H115V116L117 117V116H119L120 115V117H121V115H124V116H126V114L127 115H131V114H136L137 113V111H139L140 112V114H138L137 113V115H138V117H135L134 119H135V121L136 122H131L130 123V130L132 131L131 132V134H134V135H137L138 137H139V139H140V141L138 142H134L133 143V146H135L136 148H138V149H140V150H142V149H144V146L145 145H147V143H148V141L149 140H151V139H153V135L154 134H152V132H154L155 133V135L157 136V132H156V130H158V128H157V124H158V122H159V125H158V127L161 125V131H162V133L163 134H165L166 136L167 135H176L173 131H172V129H171V126H170V124H169V117H167L164 113H163V110L161 111L160 110V107H158L157 106V103H159L160 104V100L159 99H155L154 97H153V99L155 100V101H157V103L155 102H153L154 104H156V107L154 106V105H152V106H154V108H152V109H148L147 108V105H146V108L148 109V110H150V111H147V109H145V107H144V105H143V101H140L143 97H142V92H144L145 91V89H144V91L141 89V87H142V84L140 85V83H142V81H143V76H144V74H146V73H142V71H143V69L145 68V70H147L146 69V65H145V67L143 68L142 66L144 65V64H147L148 65V63H151L152 61H150L149 60V58L150 57H155V56H153L152 55V50H151V46L149 47V46H147L146 45V43H145V39H146V41H147V38L150 40V44L151 45H153L152 47H154V45H157L158 44V35H159V28H158V30H157V32L155 31V33H153V32H151L149 29L148 30H144L145 28H142L143 30H141L140 28H138ZM147 29V28H146ZM154 29V28H153ZM152 29V30H153ZM172 29H174V28H172ZM172 29H171V31H172ZM178 29V28H177ZM195 29V28H194ZM197 29V28H196ZM195 29V30H196ZM61 30V29H60ZM65 31H67L66 29H64ZM64 30H63V32H64ZM78 30V29H77ZM83 30V29H82ZM92 30V29H91ZM91 30H89L90 32H88V34L89 33H94L93 31L91 32ZM107 30H109V29H107ZM107 30H103V31H107ZM168 30H170V29H168ZM168 30H166V31H168ZM179 30V29H178ZM185 30H186V28H185ZM184 30V31H185ZM199 30V29H198ZM263 30H264V28H263ZM10 31V30H9ZM8 31V32H9ZM55 31V30H54ZM88 31V30H87ZM95 31H97V29L95 30ZM102 30H100L99 32H101ZM102 31V32H103ZM128 31V32H127ZM142 31V32H141ZM150 31V32H149ZM162 31V30H161ZM174 31V30H173ZM175 31H177V30H175ZM175 31H174V33H175ZM179 31H181V30H179ZM182 32V37L181 36H179V38L181 37L182 38V40H185V38L183 39V37L185 36V34H186V31L185 32ZM201 31V30H200ZM204 31H205V28H204ZM203 31V32H204ZM207 31H210V29L209 30H207ZM206 31V32H207ZM212 31V30H211ZM215 31V30H214ZM213 31V32H214ZM260 31H262V30H260ZM56 32V31H55ZM55 32H54V34H55ZM70 32V31H69ZM68 32V33H69ZM75 32H76V30H75ZM78 32V31H77ZM80 32V31H79ZM78 32V33H79ZM101 32V33H102ZM113 32H115V31H112V33ZM149 32V33H148ZM163 32V31H162ZM170 32V31H169ZM197 32V31H196ZM195 32V33H196ZM255 32H256V30H255ZM264 32V31H263ZM52 33V32H51ZM59 33V32H58ZM71 33V32H70ZM73 33V32H72ZM84 33V35L83 36H85L87 33H85V30L84 31H82V34ZM101 33H98L97 32V36H98V34H100V36L101 37H103L104 35H105V33L106 32H104L103 34V36H102V34ZM108 33H110V32H108ZM108 33H106V35L108 34ZM111 33V34H112ZM147 33H148V35H147ZM165 33H167V32H165ZM165 33H164V35H165ZM178 33V32H177ZM223 33V34H222ZM261 33V32H260ZM9 34V33H8ZM7 34V35H8ZM53 34V36L52 37H54L55 38V35ZM61 34H62V30H61ZM66 34V33H65ZM73 34H75V36H76V34L77 33H73ZM72 34V35H73ZM81 34V33H80ZM79 34V35H80ZM116 34V33H115ZM178 34H180V32L178 33ZM188 34V33H187ZM198 34V33H197ZM209 34V33H208ZM214 34V33H213ZM213 34H210V35H213ZM219 34H218V36H219ZM6 35V36H7ZM49 35V34H48ZM51 35V34H50ZM49 35V36H50ZM69 35V34H68ZM72 35H71V38H74V37H72ZM90 35V34H89ZM95 35V34H94ZM110 35V34H109ZM108 35V36H109ZM177 35V34H176ZM175 35V37H177ZM206 34H204L203 36H202V38L205 36ZM57 36H58V34H57ZM64 35H62V37H63ZM82 36V35H81ZM81 36H79V37H81ZM88 36V35H87ZM93 36V35H92ZM113 36V35H112ZM118 36V35H117ZM122 36V37H123ZM160 36H161V34H160ZM159 36V37H160ZM163 36V35H162ZM162 36H161V38H162ZM174 36V35H173ZM190 36H191V34H190ZM209 36V35H208ZM217 35H215V36H212V38L213 37H216ZM235 36H236V40H235V42H231V40L230 39H233L232 41H234V39H235ZM8 37V36H7ZM51 37V38H52ZM77 37V36H76ZM88 37H90V38H88V39H90L91 40V36H88ZM94 37H96V35L94 36ZM93 37V39H95V41H96V39H97V37L96 38H94ZM101 37H99V38H101ZM105 37V36H104ZM111 37V36H110ZM115 37V36H114ZM186 37H187V39L189 38L188 37V35H186ZM193 37V36H192ZM198 37H199V35H198ZM211 37V36H210ZM6 38V37H5ZM59 38H60V36H59ZM84 38V37H83ZM86 38V37H85ZM106 38V37H105ZM108 38V37H107ZM106 38V39H107ZM157 40H156V39ZM178 38V39H179ZM181 38H180V40H178L177 39V41H180L181 42ZM65 39H69V38H65ZM82 39V38H81ZM80 39V40H81ZM93 39H92V43H93V45H94V43L95 42H93ZM106 39H105V41H106ZM114 39H116V38H114ZM208 39V38H207ZM46 40V39H45ZM87 39H85V41H86ZM98 40V39H97ZM100 40V39H99ZM98 40V41H99ZM103 40H104V38H103ZM154 40H156V42L157 43H155V41ZM159 40H161L160 38H159ZM203 40V39H202ZM64 41V40H63ZM72 41V40H71ZM70 41V42H71ZM110 41V40H109ZM109 41H106V43L108 42L109 43ZM152 41H154V42H152ZM164 41V40H163ZM188 41H189V39H188ZM204 41L206 42V40H205V38H204ZM67 42V41H66ZM89 42V41H88ZM97 42V41H96ZM102 42V41H101ZM114 42V41H113ZM160 42V41H159ZM162 42V41H161ZM208 42V41H207ZM69 43V42H68ZM87 43V42H86ZM90 43H91V41H90ZM97 43H99V42H97ZM97 43H95L96 45H95V47L98 45ZM104 43V42H103ZM110 43H112V42H110ZM109 43V45H110V47H111V44ZM153 43V44H152ZM155 43V44H154ZM184 43H188L186 40L183 42V44ZM71 44H73V43H71ZM71 44H70V48H72V46H71ZM84 44V43H83ZM162 44V43H161ZM182 44V45H183ZM206 44V43H205ZM208 44V43H207ZM62 45L65 47V46H69V45H65L64 43H62ZM100 45H102V43L100 44ZM159 45V44H158ZM209 45H211V44H209ZM258 45H259V43H258ZM105 46H107V48H108V45H106L105 44ZM112 46H114L113 45V43H112ZM123 46H126V48H124ZM185 46H186V44H185ZM208 46V45H207ZM36 47H37V45H36ZM60 47V46H59ZM99 47H101V46H99ZM121 47H123L124 49H122ZM160 47H162L161 45H160ZM210 47V46H209ZM61 48H62V46H61ZM66 49H67V47H65ZM75 48V47H74ZM74 48H72L73 50H74ZM98 48V47H97ZM104 49H105V47H103ZM106 48V49H107ZM182 48H183V46H182ZM66 49L64 50V49H62V50H64V51H66ZM71 49V50H72ZM214 49V48H213ZM234 49V50H235ZM99 50V49H98ZM115 50H117V51H120V52H123V53H127V54H130V56L129 57H136V63L133 65L134 66V68L132 69V70H128L127 69V67H125V66H128V65H124V63H126L127 64V62H125L124 61V63H121L123 60H121L122 59V57L124 58V56L123 55H125V54H123L122 56H121V59L119 58V57H117V55L115 56L114 54H117L116 52L117 51H115ZM230 50H233V49H230ZM70 51V50H69ZM111 51H113V53L111 52ZM156 51V50H155ZM215 51V50H214ZM220 51V50H219ZM40 52V51H39ZM38 52V53H39ZM58 52V51H57ZM72 52V51H71ZM109 52V51H108ZM119 52V53H120ZM235 52H236V50H235ZM236 52V53H237ZM47 53V52H46ZM45 53V55H46V57H48L47 56V54ZM109 53V54H110ZM212 53V52H211ZM226 53L227 52H225L224 54L225 55H223L222 53V59L220 60V62L218 63V64H214V65H212V63H211V67H210V64H208L209 66L208 67H210V69L207 67L206 69L208 70L209 69V75L208 76H210V75H212V74H218V72L220 73L222 70L224 71V70H226V69H236L237 70V66L236 65H234V63L232 62V60H230V59H228L227 58V56H226ZM42 54V53H41ZM228 54V56L229 55H232V54H230V53H227ZM131 55H133V56H131ZM206 55V54H205ZM203 56V57H207V55L206 56ZM58 56V55H57ZM65 56V55H64ZM119 56V55H118ZM61 57V56H60ZM66 58H63V57H61L62 58V60H63V62L67 59V56H65ZM70 57H72V56H70ZM74 58H75V56H73ZM73 57L71 58V60L73 59ZM91 57V56H90ZM93 57H91V58H93ZM117 57V58H116ZM183 57V55L181 56V58ZM220 57V56H219ZM232 57V56H231ZM234 57V56H233ZM238 57V58H239ZM49 58H51V56L49 55ZM53 58V57H52ZM51 58V59H52ZM60 58V59H61ZM163 58V57H162ZM166 58V57H165ZM208 58H210L209 56H208ZM243 58V59H244ZM88 59H90V58H88ZM121 61H120V60ZM125 60H127L128 58H127V56H126V58H124ZM134 59V58H133ZM152 59V58H151ZM167 59V58H166ZM211 59V58H210ZM213 59V58H212ZM220 59V58H219ZM240 59H242V58H240ZM61 60V61H62ZM67 60H69V57H68V59ZM71 60H69V63H70V61ZM76 60V59H75ZM100 62H98V61ZM102 60H104V58L102 59ZM129 60V59H128ZM134 60V61H135ZM157 60V59H156ZM155 60V58H154V62L156 61ZM174 60V59H173ZM173 60H171L172 62H173ZM181 60V59H180ZM202 60H204V58L202 59ZM233 60H234V58H233ZM246 60V59H245ZM51 62H52V60H50ZM54 61L58 64L57 66H59L60 65V60L59 59H57V60H55L54 59ZM59 61V62H58ZM106 61H108V60H106ZM158 61V60H157ZM157 61H156V63H157ZM166 61V60H165ZM169 61V60H168ZM167 61V62H168ZM181 61H183V60H181ZM257 61V60H256ZM62 62V65L64 64ZM73 62H75L74 60H73ZM86 62H85V64H86ZM129 62H132V61H129ZM129 62H128V64H129ZM170 62V61H169ZM176 62V63H175ZM175 62H173V63H169L170 65L172 64V68L174 69V67L176 68V66L178 67L179 65H177L178 63H181V62H178L177 63V59H176V61ZM186 61H184L183 62V65H184V63H185ZM203 62H205V60L203 61ZM213 62H215V61H213ZM243 62V61H242ZM248 62V61H247ZM246 62V63H247ZM249 62V63H250ZM48 63V62H47ZM56 63L55 64H53V65H55V67H56ZM161 63V62H160ZM187 63V62H186ZM216 63V62H215ZM248 63V64H249ZM71 64V63H70ZM75 64V63H74ZM74 64H72V66H74ZM131 64V65H130ZM129 65L130 66H132V63H130ZM162 64V63H161ZM168 64V63H167ZM166 64V65H167ZM169 64L167 65V66H169ZM207 63H205V65H206ZM46 65V64H45ZM44 65V66H45ZM65 65H67L66 63H65ZM152 65H154V64H152ZM163 65V64H162ZM182 65V66H183ZM186 65H188V64H186ZM204 65V66H205ZM244 65V64H243ZM68 66H71V65H68ZM67 66V67H68ZM166 66V67H167ZM181 66V65H180ZM203 66V68H205ZM51 67V66H50ZM55 67H53L54 68V71H55ZM61 67V66H60ZM64 67V66H63ZM67 67H65V68H67ZM86 67H87V64H86ZM86 67H85V70H86ZM109 69H108V68ZM164 67V66H163ZM170 67V66H169ZM188 67H189V65H188ZM53 68H51V69H48V66H47V68L44 70V74H45V77L44 76H42V75H40V77L42 76V77H44L43 79L44 80H46L47 79V81L48 80H50V79H52L53 78V73H52V69ZM131 67H129V69H130ZM154 68H155V66H154ZM165 68V67H164ZM164 68H163V70H164ZM171 68V69H172ZM182 70H183V68L182 67H180ZM180 68H179V71H180ZM186 69H187V67H185ZM240 68V67H239ZM40 69V68H39ZM59 69H61V68H58V70ZM70 69V68H69ZM73 69L75 70V67H73L72 68V71H73ZM90 69V70H89ZM150 69H152V68H149L148 70H150ZM170 69V72L172 71ZM189 69V68H188ZM41 70V69H40ZM39 70V71H40ZM63 70H66V69H63ZM63 70H61V71H63ZM142 70V71H141ZM145 70H144V72H145ZM232 70V71H233ZM240 70V69H239ZM69 71V70H68ZM67 71V72H68ZM70 71H71V69H70ZM153 71V70H152ZM155 71V70H154ZM165 71V70H164ZM174 71V70H173ZM178 70H177V72H179ZM184 72H186L185 70H183ZM206 71V70H205ZM229 71V70H228ZM231 71V72H232ZM42 72H43V68H42V71L40 72L41 74H42ZM64 72H66V71H64ZM64 72H60L61 73V75H62V73H64ZM166 72H168V71H166ZM176 72V73H177ZM181 72V71H180ZM235 72V71H234ZM237 72H239V71H237ZM2 73H4V72H2ZM37 72H35V74H36ZM55 73H58L57 72V70H56V72ZM153 73V72H152ZM152 73H150V74H152ZM225 73H227V70H226V72ZM230 73V72H229ZM228 73V75H230ZM236 73V72H235ZM235 73H233V74H235ZM59 74V73H58ZM68 74V73H67ZM71 74H73V73H71ZM71 74L69 73V76H71ZM89 74V75H90ZM148 74V73H147ZM149 74V75H150ZM222 74H224L223 72L221 73V74H219V75H222ZM233 74H231V75H233ZM5 75V74H4ZM55 75V74H54ZM88 75V76H89ZM149 75H146V76H148V78H150V76ZM154 76H155V74H153ZM165 75V74H164ZM167 75V77H168V75L169 74H166ZM228 75H227V79H225L224 80V82L223 83H219V81H220V79L222 78L221 76H219L218 77V80H216V82L214 83V84H210V83H208V81L210 80V79H208V77H206L207 79H205V81H206V83L204 84V91L203 92H198V94H210L211 95V93H214V92H216L217 91V89L219 88L218 86H225V85H227V83H229L231 80L228 78ZM235 75H237V74H235ZM19 75H17V77H18ZM26 76V75H25ZM29 76V75H28ZM34 76V75H33ZM39 76V75H38ZM68 76V75H67ZM67 76H66V78H67ZM68 76V77H69ZM145 76V77H146ZM153 76V77H154ZM0 77H2V75L0 76ZM27 77V76H26ZM24 77V75L22 76V75H20V77H18L17 79L16 78H14V79H16L15 81H12V82H10L8 79H7V81H6V85H5V83H4V85L6 86L5 87V92H2V91H0V159H1V162H0V174H1V176H0V211H2V212H4V211H6L7 213L9 212V213H12V215H13V213H14V216H12V217H14L13 218V220H11L12 221V223L9 221V222H2V220L0 221V249H3V248H14V247H16V246H18V244H20L22 241H23V239H24V237H26V235L27 234H29L30 232H33L34 233V235L35 236H38V237H43V236H45L46 234H52V233H56V235H55V237L53 238V240L51 241L54 245H55V248H56V254L58 255L57 257H59L60 259H63V258H65L66 257V254L68 255V254H70V252H72L71 251V248L69 247L70 245H69V241L72 239H75V240H79L80 242H79V244H80V248L82 249L83 248V244H85L86 246H87V244H89L90 242H93V241H96V242H103V243H105V244H107V245H113L114 246V244L115 243H117V245H116V247L117 248H119L120 250L118 251L120 254H121V257H123L124 255H126L125 253H127L128 252V250H130L131 249V247H130V245H128V243H123V244H120V243H122L118 238L120 237V236H117V231L119 230V229H106L107 227L105 226V225H103V226H92L93 224L91 223L92 222V220H94V219H96L97 218V216H99V215H103V213H101L102 211H105L104 210V206H105V202H106V198H115V199H120L126 192H127V194H129L130 193V191L131 190H133L134 188H136V190H140V191H144V192H148L149 190H150V185H159L160 183H162V181H164L165 179H166V177L163 179H157V178H155V177H153V178H155L154 180H156V182L155 181H153V178H151L152 177V175L147 171V169H148V167L149 168H151V164H149L150 166H148V160L146 161L145 160V154H146V152H145V154H143V155H141L143 158H141V159H139V164H138V167L137 168H133L132 169V171H131V173L128 175V176H126V177H124L123 179L121 178V176H120V174H119V172H117V170H114L113 168H110L108 165H109V163L110 164H112L113 166H118L119 165V163H121V157H118V158H113V161L112 160H109L110 158L112 159V157H110L109 155H108V153L109 152H112V151H109L110 149H109V147H111V146H109L110 144H108V143H106V142H103V141H101L100 143H99V145H97V147H98V150H97V152H92V153H88V154H85L84 152H83V150L81 149V147H79V146H77V145H71L70 147H69V149H66V150H61V151H55L54 149H53V145L54 144H58V143H64V142H66V140H64L65 138H66V135L64 136V135H62V137H60V136H57L56 135V133L57 132H54L53 130V133H55V135L52 133V132H50L51 133V135L48 137V138H45V140L43 141V142H41V144L40 145H38V146H33L32 144H31V142L29 141V139H28V137H30L31 136V134L33 133V126L29 123V120H27V117H26V115L28 114V113H26V110H24V106H28V103H29V97H27V96H29V95H27L26 97L27 98H29L28 100H27V98L26 97H24V94L26 93L25 91H27V89L29 90V92H31L32 94H33V91H34V89H35V87H34V89H33V91H30V89L28 88V87H30L29 86V84L28 83H30L31 82V84L33 85V82L34 81H31L30 79H28L27 80V78H29V77ZM61 77V76H60ZM78 77V76H77ZM76 77V78H77ZM82 77V76H81ZM84 77V76H83ZM90 77V76H89ZM89 77H87L88 79H89ZM224 77V76H223ZM230 77V76H229ZM3 78V77H2ZM1 78V79H2ZM12 78V79H13ZM58 77H56V78H54L55 79V81H56V79H57ZM62 78V77H61ZM65 77H63V79H64ZM70 78V77H69ZM80 78V77H79ZM147 78V77H146ZM147 78V79H148ZM152 78V77H151ZM151 78H150V82L152 81L151 80ZM155 78V77H154ZM169 78V77H168ZM231 78V77H230ZM34 79H36V78H34ZM59 79V78H58ZM58 79H57V81H58ZM63 79H62V81H63ZM68 79V78H67ZM73 78L71 77V80H72ZM84 80L86 79L85 77L83 78ZM145 79V78H144ZM147 79H146V82H147ZM29 80H30V82H29ZM33 80V79H32ZM44 80H42L44 83H46ZM66 80V79H65ZM69 80V79H68ZM87 80V79H86ZM90 80H91V78H90ZM90 80H87V81H90ZM92 80H93V78H92ZM233 80V79H232ZM2 81V80H1ZM36 81V80H35ZM51 81V80H50ZM49 81V82H50ZM78 81H82V80H78ZM77 81V82H78ZM145 81V80H144ZM235 81V80H234ZM48 82V84H50ZM52 82H53V85H55L56 83L53 81V79H52ZM59 82V84L61 83L60 81H58ZM84 82H86V81H84ZM166 82V81H165ZM164 82V83H165ZM44 83H43V86H45L44 85ZM63 83V82H62ZM60 84V85H63V84ZM89 83V82H88ZM144 83V82H143ZM168 83V82H167ZM166 83V84H167ZM170 83V82H169ZM144 84H146V83H144ZM151 84V83H150ZM149 84V82H148V85H150ZM163 84V83H162ZM165 84V85H166ZM235 84H237V83H235ZM31 85V87L30 88H33V86ZM52 85V86H53ZM57 85V84H56ZM84 85H85V83H84ZM86 85H87V83H86ZM155 85V84H154ZM153 85V86H154ZM168 85V84H167ZM51 86V87H52ZM65 86H67V85H65ZM88 86V85H87ZM89 86H90V84H89ZM145 86V85H144ZM143 86V87H144ZM151 86H152V84H151ZM199 85H197V84H195L194 85V87H193V85L192 86H189V87H186L183 91H178V90H172L173 91V93H168V92H171V91H168V92H166L167 90H169V88H171V89H173L174 87H173V85H172V87H170L169 86V88L168 87H166V88H168V89H166V91L165 92H163V90L162 89H160V90H162V96L163 95H165L166 93H168L169 95V97L170 98H172V99H170V98H167L168 100H165L163 103L165 104V107H164V111L165 110H168L169 109V111L170 112H172L171 114H173V115H177V116H180V115H182V116H184V117H193V115H194V113H195V111H196V109L197 108H199V107H201L200 106V103H199V100H198V98H197V96H198V94L194 97V95H195V90L197 89V87H198ZM68 87V86H67ZM69 87H71V86H69ZM163 87H164V85H163ZM154 88L155 87H153V90H154ZM195 88V89H194ZM70 89V88H69ZM156 90H157V88H155ZM170 89V90H171ZM203 89V88H202ZM223 89V88H222ZM32 90V89H31ZM37 88L35 89V91H34V93L36 92V93H38L37 91ZM39 90V89H38ZM66 90V89H65ZM74 90V89H73ZM4 91V90H3ZM28 92V91H27ZM28 92V93H29ZM67 92V91H66ZM72 92H74V91H72ZM30 93V94H31ZM36 93L34 94V97L36 96V97H38L37 95H36ZM146 92H144V96L146 95L145 94ZM160 93V92H159ZM165 93V94H164ZM227 93V92H226ZM40 94V93H39ZM41 94V95H42ZM47 94V95H46ZM71 94V95H70ZM158 94V93H157ZM49 95V96H48ZM68 95V96H67ZM167 95V94H166ZM208 95H206L207 97H208ZM157 96V95H156ZM155 96V97H156ZM158 96H160V97H162L161 95H158ZM167 96V97H168ZM41 98L43 97V95L42 96H40ZM52 97V96H51ZM44 98V97H43ZM43 98L41 99L42 101H43ZM54 98H53V100H54ZM82 98V99H81ZM144 98H146V97H144ZM143 98V99H144ZM229 98V97H228ZM11 99H14V101H19L20 102V104L19 103H12L11 102ZM37 99V98H36ZM35 98H34V102H37V100H39V99H37L36 100ZM45 98H44V101H46V102H48L49 100H50V97L48 98L49 100H46ZM84 99V100H83ZM83 100V101H82ZM162 100H163V98H162ZM229 101H230V99H228ZM40 101V100H39ZM43 101V102H44ZM51 102H52V99L50 100ZM82 101V102H81ZM88 101V102H87ZM159 101V102H158ZM28 102V103H27ZM30 102H32V100L30 101ZM75 102V103H74ZM142 102V103H141ZM162 102V101H161ZM230 102H232V101H230ZM234 102H235V100H234ZM49 103V102H48ZM233 103V102H232ZM13 104V105H12ZM67 104V105H68ZM158 104V105H159ZM206 104V103H205ZM209 104V103H208ZM228 104H229V102H228ZM235 104H239V103H235ZM52 105V104H51ZM51 105H50V107H51ZM54 105V104H53ZM52 105V106H53ZM76 105V104H75ZM79 105V104H78ZM77 105V106H78ZM65 107H67V106H64L63 108H62V110L65 108ZM158 107V108H157ZM243 107V105L240 103L239 105H238V110H240V108H242ZM52 108V107H51ZM50 108V109H51ZM68 108V107H67ZM151 108V107H150ZM72 109H73V111H72ZM80 109H81V107H80ZM62 110H60L59 112H61ZM64 110H66V108L64 109ZM145 111H146V113H145ZM28 112V111H27ZM64 112V111H63ZM63 112H61V114L60 115H58L59 117H57L58 119H60V121L61 120H65L67 117H68V115L67 114H65V113H63ZM70 112V113H71ZM76 112V113H77ZM169 112V113H170ZM56 114V115H57ZM135 114H134V116H135ZM55 115V116H56ZM242 116V115H241ZM29 118V117H28ZM25 119L27 120V122L25 121ZM134 119H133V121H134ZM145 119V120H144ZM175 119H176V117H175ZM103 120V121H102ZM105 120H107V121H105ZM144 120V121H143ZM236 120L237 121H243L242 120V118H236ZM158 121V122H157ZM150 122V123H149ZM157 123V124H156ZM147 124H149V125H147ZM42 125V124H41ZM147 125V126H146ZM170 126V127H169ZM128 127V126H127ZM140 127H142L143 128V130H144V127H146V128H148V129H146V130H148L149 131V133H148V131H146L147 132V136H142V135H140L139 133L138 134H136L137 133V131L139 132H141L142 130H138ZM138 128V129H137ZM129 129V128H128ZM141 129V128H140ZM85 130V129H84ZM135 130H137V131H135ZM143 132V131H142ZM144 132H145V130H144ZM129 133V132H128ZM160 133V132H159ZM142 134V133H141ZM144 134V133H143ZM149 134H150V136H152V138L151 139H149ZM194 134L195 135H198L195 131H194ZM172 135V136H173ZM162 136V135H161ZM168 136V137H169ZM144 137H146V138H144ZM195 137H197V136H195ZM155 138V137H154ZM147 139H148V141H147ZM158 139V138H157ZM169 139H170V137H169ZM172 140H173V138H172ZM169 141H171V139L169 140ZM213 143L215 142V140L214 141H212ZM212 143V144H213ZM109 146V147H108ZM145 150H147L146 148H145ZM144 150H142V152H143ZM110 154V153H109ZM107 155L110 157L107 161H108V163L106 162V159H107ZM139 157V156H138ZM140 158V157H139ZM146 159H147V157H146ZM110 161V162H109ZM112 162V163H111ZM94 163H97V164H99L100 166L99 167H95L94 168V166H95V164ZM96 164V165H97ZM94 165V166H93ZM98 166V165H97ZM27 167V168H26ZM12 168H16V169H18V173L19 174H12V172H11V169ZM23 168H25V169H27V170H29L28 168H30L31 169V171H32V175L30 176V177H28V175H27V177H24V172H22L23 171ZM24 169V170H25ZM35 170H37L38 172H35L34 173V171ZM157 170H159V169H157ZM78 171H81V172H78ZM26 172V171H25ZM29 173H31V172H29ZM28 172H27V174H29ZM77 173V174H76ZM150 178L152 179V181H150ZM158 178H159V176H158ZM161 178V177H160ZM171 179V178H170ZM162 180V181H161ZM169 180V179H168ZM164 182H166V180L164 181ZM174 187V189H173V191H171V192H173L174 194V198L175 199H178L177 201L178 202H176V203H173V201L172 202H170V203H168L169 201H166L165 200V197H162V196H160V198L158 197L157 198V200L155 201V202H153L151 199H147V196H142L141 198H139L138 199V201L136 202V201H134L132 204H130L131 205V208L132 209H129V211H140V213H141V211H150L149 213H150V215H151V213L153 214V213H155L156 211H162V212H165V211H171V208H173V207H175L176 205H178V203H180V200H181V196H183L184 195V189H183V186H182V184H177L176 186H173ZM172 194V193H171ZM106 195V196H105ZM172 198V197H171ZM171 198H169V200L171 199ZM64 200H66V202L65 203H63V201ZM72 209H74V211H76V212H69L70 210H72ZM78 211V212H77ZM5 212V213H6ZM162 212H158L159 214L160 213H162ZM139 213V214H140ZM16 214V215H15ZM146 214V213H145ZM144 213H143V215H145ZM157 214V213H156ZM156 214H155V217H157V218H159L160 216L157 214V216H156ZM140 215H142V213L140 214ZM149 215V214H148ZM154 216H152L151 215V218H153ZM164 218H166V217H164ZM168 218H170V217H168ZM171 218H173V217H171ZM170 218V219H171ZM12 219V218H11ZM162 219V218H161ZM160 219V220H161ZM5 220V219H4ZM100 220H102V219H100ZM155 220H157V219H155ZM155 220H153V221H155ZM167 220V219H166ZM165 219H163V221L165 222L166 221ZM169 220V219H168ZM167 220V221H168ZM103 221H104V218H103V220H102V222L101 223H99V225H102L103 224ZM106 221H108V220H105L104 221V223H106ZM153 221H151L152 223L149 225V227H148V232H149V237H148V240H149V242L148 243H152V247L150 248V249H148L147 247H145V248H143V249H140V252L141 253H145V254H148L149 255V253H150V255L151 256H153L154 258H157V260H161L162 262H166V261H168L167 263L168 264H188L187 263V260L188 259H185L184 257H186V255H185V253H183V252H181L180 251V249L181 250H184L182 247L181 248H179V249H177V248H175V245H177L178 243V241L179 242H181V240H183L184 239V237L185 236H187V235H185L184 234V230H186L187 229V224L185 225V220H184V218H181V217H179V218H173V228L171 227V222L172 221H170L169 220V228H168V230H169V233L167 234V235H171L170 237H168V241L166 240V238H165V234H164V237H160L161 235H159L160 233V231L158 232V230H160L159 228H158V225H156L157 224V222L155 221V223H153ZM158 221V220H157ZM162 221V222H163ZM100 222V221H99ZM162 222H160V224L162 223ZM163 222V223H164ZM108 223H109V221H108ZM158 223H159V221H158ZM163 223L160 225V228H161V226L163 225ZM168 223V222H167ZM166 223V224H167ZM187 223V222H186ZM107 224V223H106ZM112 224V223H111ZM166 224H164V225H166ZM108 225H110V224H108ZM163 225V226H164ZM109 227V226H108ZM112 227V226H111ZM167 227H168V225H167ZM186 227V228H185ZM172 230H171V229ZM185 228V229H184ZM115 230H117L116 232H115ZM170 230H171V232H170ZM114 231V232H113ZM187 231V230H186ZM262 231H263V234H261V235H263V236H259V239L261 240V237H262V239L264 238V230H261V233H262ZM115 233H117L116 235H115ZM187 233V232H186ZM120 234V233H119ZM118 234V235H119ZM185 235V236H184ZM116 236V237H115ZM158 236V237H157ZM163 236V235H162ZM256 237H258V236H256ZM186 239V238H185ZM177 240V241H176ZM165 241V242H164ZM170 241L172 242V241H176V243H175V245L173 246L172 244H174L173 242H172V244L170 243ZM77 243H78V241H76ZM120 245H119V244ZM184 243V242H183ZM130 244V243H129ZM179 244H182V242L181 243H179ZM261 244V243H260ZM69 245V246H68ZM106 245V246H107ZM170 245H172V246H170ZM183 245H185V244H183ZM262 245V244H261ZM79 246V245H78ZM101 246V245H100ZM102 247V248H100L97 252H94V254L92 253H90V257L92 258V260L94 259L95 261H97L98 259H99V264L101 263V261H103V264H114V262H115V259H116V257H118V256H116V255H113L112 254V249H110L108 246V248L107 247ZM258 247H259V245H257ZM115 247V248H116ZM218 247H220V246H218ZM230 247V246H229ZM240 247V246H239ZM258 247H255L256 248V250H258L259 248ZM142 248V247H141ZM233 248V247H232ZM261 248V247H260ZM73 249V248H72ZM231 249V248H230ZM229 248H228V246H223V247H221V248H216L215 250H212L213 252H212V254H210L209 256H207L206 257V255L204 256V257H206L205 259H204V264H237L236 262H237V258H239L238 257V255L237 254H235V253H233V251L232 250H230ZM262 249V248H261ZM4 250V249H3ZM83 250V249H82ZM86 249H84L83 251H85ZM238 250V249H237ZM73 251H75V250H73ZM78 251H80V250H78ZM131 251V250H130ZM236 251V250H235ZM234 251V252H235ZM242 251V250H241ZM259 251H260V249H259ZM258 251V252H259ZM87 252V251H86ZM254 252H257V251H255V249H254ZM263 252V251H262ZM73 253V252H72ZM71 253V254H72ZM79 253V252H78ZM84 253V252H83ZM97 253H98V255H97ZM185 255H183V254ZM82 254V253H81ZM86 254H88V253H86ZM86 254H85V256H86ZM114 254H117V252L115 253L114 252ZM208 254H209V252H208ZM256 254V253H255ZM264 254V253H263ZM128 255V254H127ZM261 255V254H260ZM83 256H84V254H82V258H83ZM115 256V257H114ZM241 256V255H240ZM264 256V255H263ZM121 257H119V258H121ZM128 257L130 258V256H127V258H126V256H125V258L124 259H128ZM85 258V257H84ZM83 258V259H84ZM90 258V259H91ZM97 258V259H96ZM122 259V258H121ZM202 259H203V257H202ZM85 261L87 260L86 258L84 259ZM94 260H93V262H94ZM104 260H105V263H104ZM121 261V260H120ZM120 261H117V262H120ZM127 261V260H126ZM241 261V260H240ZM92 262V263H93ZM122 262H123V259H122ZM164 262V263H165ZM170 262V263H169ZM125 263V262H124ZM94 264H98V263H94ZM116 264H119V263H116ZM122 264V263H121ZM126 264V263H125ZM127 264H129V263H127ZM202 264H203V260H202Z\"/></svg>",
    "mask_w": 264,
    "mask_h": 264
}]
</instances>
